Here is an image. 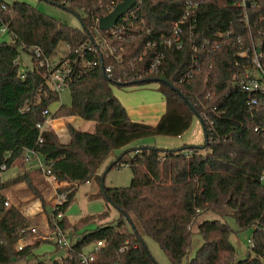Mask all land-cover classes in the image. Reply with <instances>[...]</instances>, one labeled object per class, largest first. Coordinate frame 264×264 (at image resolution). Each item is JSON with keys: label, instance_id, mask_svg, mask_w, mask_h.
Returning a JSON list of instances; mask_svg holds the SVG:
<instances>
[{"label": "trees", "instance_id": "obj_1", "mask_svg": "<svg viewBox=\"0 0 264 264\" xmlns=\"http://www.w3.org/2000/svg\"><path fill=\"white\" fill-rule=\"evenodd\" d=\"M45 1L80 12L81 26L71 28L25 2L0 0V28L9 35L8 42H0V174L22 167V174L0 179V264H29L31 256L33 264H44L34 253L42 241L22 251L14 248L18 239L32 237L29 231L22 234L31 225L15 206L5 207L7 199L2 194L19 182L35 192L29 174L40 173L34 165L32 169L25 163L28 151L43 164H51V173L60 182L79 186L97 179L101 183L97 170L114 150L145 137H179L190 128L195 115L184 99L202 120L205 144L177 150L144 147L117 159L112 167H129L131 183L127 188L102 187L101 194L119 217L107 221V209L74 224L64 215L58 222L62 230L71 232L75 242L69 264H79L75 254L97 241L104 246L95 255L94 264H154L144 244L147 237L159 246L170 264H264V103L250 111L246 93L233 79L240 73L232 58L235 41L240 37L247 43L242 9L230 0H140L128 11L136 18L130 17L113 38L109 31L97 29L96 22L123 0ZM190 1L196 27L190 31L187 24L181 26L182 48L160 44L170 36L174 22L186 13ZM247 14L248 30L257 37V30H264V0L249 8ZM121 22L119 19L115 27ZM226 32L231 35L223 36ZM102 38L112 40L109 45L114 52L106 50L98 60L100 66L91 70L82 69L77 57L75 64L71 63L75 79L68 87L70 105L60 104L51 112L59 96L49 88L45 68L39 66L30 50L38 49L42 57L51 58L59 45L68 44L73 50L85 46L84 60L90 61L96 57L92 51L95 41ZM147 42L155 47H147ZM214 44L218 45L215 50ZM20 52L29 54L32 64L23 73L18 65ZM158 52L163 55L158 74L143 79L160 78L180 94L157 84L165 97L166 111L151 126L130 120L113 95L112 86L125 88L126 84H117L119 79L120 83L138 79ZM108 65L115 80L103 74L102 68ZM145 85L152 84L141 87ZM44 110L50 112L52 120L78 117L90 122L94 131L74 130L67 125L70 140L60 143L48 125L37 129L46 119ZM59 192L67 196L60 208L63 213L74 200L75 189L63 187ZM205 212H214L221 220L197 224L202 244L189 256L192 227ZM45 213L52 228V217L57 213ZM229 217L240 232L252 229L247 257L236 263L235 248L229 242L232 230L222 221ZM89 224H95V229H85ZM55 251L59 250L55 247Z\"/></svg>", "mask_w": 264, "mask_h": 264}, {"label": "rangeland", "instance_id": "obj_2", "mask_svg": "<svg viewBox=\"0 0 264 264\" xmlns=\"http://www.w3.org/2000/svg\"><path fill=\"white\" fill-rule=\"evenodd\" d=\"M6 3L13 2H25L35 7L39 12L55 19L59 20L62 23L70 26L71 28L80 27V22L78 19V14L81 15L80 12H71L66 8L54 6L48 1L45 0H4ZM78 13V14H77ZM9 35L2 34L0 36V42H8ZM63 50L62 46H58V54ZM18 65H20V72L23 73L25 70L31 69L32 64L30 60L29 54L21 53L18 56ZM154 85V84H152ZM156 86V84L154 85ZM136 85L126 86L124 89L118 88L116 86H112V93L118 94L119 92H130L133 89H138ZM59 100L61 105L68 107L70 105L71 98L69 96V90L65 89L59 94ZM91 124L89 122H85L82 124L81 129L89 130ZM204 130L203 126L199 123L198 119L194 116L193 120L190 124V128L183 133L179 137H168V136H155V137H145L144 139L135 140L126 147L114 150L109 158H107L104 163L97 170L98 176L101 179V183L99 180H90L88 183H82L79 186H72L71 188L75 189V197L72 203L63 211L64 217L71 224H74L79 221V219L87 217V216H96L104 211L109 212V218L107 221H113L119 217V212H117L113 207L107 204L106 199L101 194V188H127L131 183V170L129 167L120 166V167H112L110 169L111 163L116 161L117 159L124 156V158L131 155L134 149L144 148V147H155L157 149L163 150H177L179 148H184V142L187 140L192 141L196 147L203 146L204 143ZM193 146V147H194ZM187 147V146H186ZM187 150V149H186ZM27 166L30 168L33 167L32 163H28ZM33 169V168H32ZM31 171V170H30ZM22 174V167L16 166L9 171H4L0 174V179L8 180L12 179V177ZM264 174V173H263ZM29 177L32 181V185L35 189V192H32L30 188L28 189L24 182H19L17 184H12L9 188L3 190L2 194L9 201V207L15 206L21 214L28 220V223L31 226L36 227L39 231L43 229L44 224L47 222V214L46 211L51 212L53 210V200L49 197L46 186L47 182L43 180L40 174L37 172H30ZM39 177V178H37ZM5 191V192H4ZM38 193L39 197L36 196ZM43 199L44 203L42 204ZM39 202L41 207V214L33 215L26 214L27 210L32 208V204L34 202ZM37 207V206H36ZM221 220L217 214L214 212H205L201 214L196 223L192 227V237H191V255L193 252L197 250V248L202 244L201 237L197 233V224L203 221H213V220ZM225 221L227 225L230 226L232 233L229 236V242L235 248V263L238 261L245 260L247 257V253L250 247V238L252 235V229H248L246 231L240 232L238 230V226L235 221L229 217L226 218ZM96 227L95 224H89L85 227L87 230H94ZM40 235L43 233L39 232ZM145 244L148 246V251L152 255L151 257L156 263H168L165 255L160 250L159 246L155 244L150 238H144ZM55 247L51 243H43L34 249V253L36 254V258L41 262H47L48 260H55L56 258H60L63 256V252L55 251ZM84 252L91 251V246H88L83 249ZM45 256H42L44 255ZM32 257L28 258L29 264L32 263ZM16 264H23V262H18Z\"/></svg>", "mask_w": 264, "mask_h": 264}, {"label": "built area", "instance_id": "obj_3", "mask_svg": "<svg viewBox=\"0 0 264 264\" xmlns=\"http://www.w3.org/2000/svg\"><path fill=\"white\" fill-rule=\"evenodd\" d=\"M230 1L234 3L235 7H237L238 9H242L244 18L243 22L245 27L247 28V43L245 44L242 39H240V37H238L235 41L237 42V47L236 51L232 55V58L235 61V66L240 68V73L237 77L234 76L233 79H235L236 81L238 80L240 91L246 93L248 97L247 105L249 110L252 111L256 110V107H258L259 104L264 103V30L260 28L257 30V37L251 36V33L248 30L249 25L247 14V10L249 8L256 7L259 0ZM139 2L140 0L137 1V3ZM186 6V13L182 16L181 19L174 22L172 33L168 38H164L160 42V44H165L168 47L175 46L177 49L182 48L181 35L183 33V29L181 26L187 24V27H189L190 31L191 29L196 27V16L193 10L194 5L190 1L187 3ZM128 13L129 12L127 11L124 16L120 18L122 22L120 23L119 27L114 26L110 30H107L109 31V33H111L113 38H115L118 34L122 32V26L124 25V23L128 24V20H130V17H132L133 20L136 18L134 14L129 15ZM6 33L7 32H5V28L1 27L0 36ZM224 35L229 36L231 35V33L226 32L223 34V36ZM111 41L112 40H107L106 38H102L100 41L96 40L95 47L92 49L93 53L96 54V57L94 59H91L90 61L84 60V57H86L87 54V52L85 51V46H81L73 50L68 44L60 45L63 47V50H61L59 54L57 52L51 58L42 57V53L38 49H31L30 52L34 53V57L38 60L39 66L45 68L44 78L49 88L53 93L59 96V94L63 90L68 89L70 83L75 79V73H73L71 63L75 64V59L78 57L80 59L81 68L84 70H91L92 68L99 67L100 62L98 60H100L102 54L106 50H109L110 54L114 52V48H111L109 45ZM146 44L147 47H155L154 43L147 42ZM207 45H210V43L207 42ZM212 48L213 50H215L218 48V45L214 44ZM141 57L142 55L139 56L137 60L140 61ZM162 58V52H158L152 60L153 62L150 63L149 66L144 67L142 69L138 79L131 78L129 82L124 83H120L121 80L119 79L117 81V84L122 86H124L125 84L126 86H131L137 81H141L144 76H154L158 74V66L162 62ZM102 71L106 79L115 80L113 79L112 75V66H105L102 68ZM209 96L210 95H207L206 99H209ZM43 114L46 116V119L43 125H37L38 130H42L44 125H48V123L52 121V119L50 118L51 114L49 111L44 110ZM25 163H32L34 167L39 170V173L43 180H45L51 186L54 197L52 213L55 212L57 214L55 216L53 215L52 217V228L47 223V231L45 234L40 235V231L32 226L25 231L22 230V234H25L29 231L32 237H30V239H27L25 237L18 239L14 245V248L17 251H22L23 249L30 247V245H33L34 242H36L37 240L42 241V243L48 242L64 254L62 257L57 258L56 260H48L47 262L43 263L53 264V262H56L58 264H69V262L73 260V256L70 255V253H75V242L74 239L71 238V232L64 229L62 230L61 227L58 225V222L63 218V213L60 212V208L64 205L67 200L66 193H61L59 191L63 187L71 188L73 185H76L75 183H69L66 181L60 182L56 180L54 175L51 173V164H43L41 160L35 156L33 151H28L26 153ZM2 170H4V167H2ZM261 183L264 184V175L261 177ZM4 205L5 207H9V201L6 200ZM251 245L252 241H250V246ZM90 246L91 251H81L75 254L78 257L79 264H94L95 255L104 245L103 242L97 241V243L92 244Z\"/></svg>", "mask_w": 264, "mask_h": 264}, {"label": "crops", "instance_id": "obj_4", "mask_svg": "<svg viewBox=\"0 0 264 264\" xmlns=\"http://www.w3.org/2000/svg\"><path fill=\"white\" fill-rule=\"evenodd\" d=\"M154 85H145L142 87H137L138 89H136V90L133 89L130 92H128V91L123 92L122 91L121 93L119 92L118 94H114L116 96V98L119 100V102L121 103L125 112H127L130 120H132L133 122H138V123H142V124L145 123V124L154 126L160 120V117L165 113V111H166L165 110V108H166L165 97L163 94H161L158 91V86L157 85L154 86ZM122 89H124V88H122ZM60 104L61 103L59 100V103L52 105L51 112L57 110L59 108ZM84 123H85V121H83L82 119H80L78 117L77 118L76 117H66V118H60V119L52 120L51 122L48 123V126L52 130H54V132L56 133L60 143L61 142L62 143H68L70 140V133H69V130H67V125H70L74 130L79 129V130L87 131V132H93L94 131L93 124L90 122L89 123L91 124V126H90L89 130L81 129L82 124L84 125ZM194 145L195 144L192 143V141L187 140L186 142H184L183 146H184V148H191ZM113 163H111L110 169L112 168ZM97 175H98V173H97ZM37 178H39V177H37ZM46 190H47V193L49 191L48 195L53 200V198H54L53 197V190L48 183L46 186ZM5 191H7V190H5ZM27 213L33 214V215L34 214L35 215L41 214V207L39 205V202L35 201L32 204V208L31 209L29 208L27 210L26 214ZM46 225H47V222L44 224L43 229H41V231H40L43 234H45L47 231ZM32 227H34V226H32ZM144 244H145V242H144ZM146 248L148 249L147 245H146ZM189 256H191V253ZM156 264H161V263H156ZM163 264H170V262L168 260V263H163Z\"/></svg>", "mask_w": 264, "mask_h": 264}, {"label": "water", "instance_id": "obj_5", "mask_svg": "<svg viewBox=\"0 0 264 264\" xmlns=\"http://www.w3.org/2000/svg\"><path fill=\"white\" fill-rule=\"evenodd\" d=\"M138 0H123L121 3L117 4L111 11L109 14H107L106 17H103L101 19L98 20L97 22V29H99L102 32H107V30H110L111 28H113L115 26V24L117 23V21L122 18L124 16V14L129 11L136 3ZM80 22V21H79ZM81 26V23H80ZM162 83L165 84L167 86H169L173 91L177 92L178 94H180L177 90H175L173 87L170 86V84H168L166 81L162 80V79H142V81H137L136 83H134L133 85L136 86H141L142 84H158ZM184 102L187 104V106L194 111V115L195 117L198 119L199 123L201 124V126H203L202 120L200 119L199 115L195 112V110L192 109L191 105L184 99ZM203 130L205 132V128L203 126ZM116 162L114 161L113 164H115ZM153 261V260H152ZM154 264H156L155 261H153Z\"/></svg>", "mask_w": 264, "mask_h": 264}]
</instances>
